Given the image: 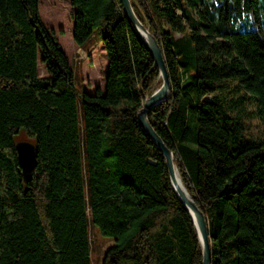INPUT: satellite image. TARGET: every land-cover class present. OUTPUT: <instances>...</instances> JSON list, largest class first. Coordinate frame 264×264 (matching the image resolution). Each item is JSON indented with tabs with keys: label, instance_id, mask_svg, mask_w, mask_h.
I'll list each match as a JSON object with an SVG mask.
<instances>
[{
	"label": "trees",
	"instance_id": "obj_1",
	"mask_svg": "<svg viewBox=\"0 0 264 264\" xmlns=\"http://www.w3.org/2000/svg\"><path fill=\"white\" fill-rule=\"evenodd\" d=\"M157 38L172 96L150 122L203 210L211 264H264V0H131ZM72 37L95 32L105 88L76 85L39 0H0V264H202L192 219L137 114L161 79L121 0H70ZM40 67L45 75H40ZM36 146L24 183L16 138Z\"/></svg>",
	"mask_w": 264,
	"mask_h": 264
},
{
	"label": "water",
	"instance_id": "obj_2",
	"mask_svg": "<svg viewBox=\"0 0 264 264\" xmlns=\"http://www.w3.org/2000/svg\"><path fill=\"white\" fill-rule=\"evenodd\" d=\"M121 3L127 19L132 24L145 48L150 53L155 68L158 70L161 79L160 87L146 98L143 107L138 112V123L147 137L164 156L172 187L181 204L189 213L197 232L201 247L202 264H211L213 253L208 220L203 210L192 199V197L184 187L181 179L178 178L177 167L174 162V154L172 150L168 148L162 137L158 135L150 122L151 111L156 106L169 100L172 96V84L166 59L155 35L139 20L138 16L136 15L131 0H121ZM16 151L24 183H28L31 179L32 173L36 168V146L32 142L21 141L16 143Z\"/></svg>",
	"mask_w": 264,
	"mask_h": 264
},
{
	"label": "rangeland",
	"instance_id": "obj_3",
	"mask_svg": "<svg viewBox=\"0 0 264 264\" xmlns=\"http://www.w3.org/2000/svg\"><path fill=\"white\" fill-rule=\"evenodd\" d=\"M39 10L44 25L53 33L60 48L72 64L77 87L89 94H93L96 88L104 90L108 59L98 33H94L83 49L78 48L72 37L73 7L70 5V0H39ZM39 71L41 76L45 75L41 67ZM246 135L251 139L263 138L264 130L261 121L258 119L247 121ZM16 141H26L25 136H18ZM90 241L92 263L102 264L107 248L114 243L113 239L101 235L97 229L90 226Z\"/></svg>",
	"mask_w": 264,
	"mask_h": 264
},
{
	"label": "bare ground",
	"instance_id": "obj_4",
	"mask_svg": "<svg viewBox=\"0 0 264 264\" xmlns=\"http://www.w3.org/2000/svg\"><path fill=\"white\" fill-rule=\"evenodd\" d=\"M177 175H178V173H177ZM178 178L180 179L179 175H178Z\"/></svg>",
	"mask_w": 264,
	"mask_h": 264
}]
</instances>
